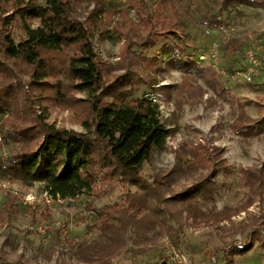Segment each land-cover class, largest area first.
Returning <instances> with one entry per match:
<instances>
[{"label": "rangeland", "instance_id": "374dc122", "mask_svg": "<svg viewBox=\"0 0 264 264\" xmlns=\"http://www.w3.org/2000/svg\"><path fill=\"white\" fill-rule=\"evenodd\" d=\"M76 1L82 19L96 7L104 8L110 15L93 35V42L99 58L112 66L111 75L125 74L124 65L135 68L130 59L124 61L123 57L125 35L139 34L129 28L131 23H139L137 4L130 0ZM144 1L147 12H155L158 19L167 21L168 36L160 38L157 46L145 53L147 57L157 56L163 63L158 75L160 84L153 89L147 71L139 69L138 75L148 82L134 78L136 87L131 86L130 98L144 95L155 98L170 136L166 151L156 153L153 166L146 165L143 174L149 180L154 168L161 172L171 170L179 155L190 159L187 152L199 143L218 146L231 173L218 176L215 202L200 206L207 213L214 206L217 211L225 207L239 210L231 221L219 227L186 224L183 230L173 233L174 239L165 234L145 243L129 234L125 236L126 247L113 255L109 264H225L224 247L245 243L255 228L264 227V197L257 196L249 204L251 196L243 180V171L264 168V133L258 136L237 133L240 126L250 125L251 120L260 121L264 116V7L226 0ZM0 6V15H4V10L8 11L5 16L12 13V7L4 1L0 0ZM38 25L33 23L35 27ZM174 32L178 35L175 39L170 37ZM24 36L20 28H15L16 42ZM176 44L183 49L185 61H194L199 70L174 68L164 48ZM187 73L193 79L179 94L178 87L184 84ZM59 79L65 82L64 77ZM22 81L29 96L17 92L11 110L0 114V164L15 154L34 150L41 141V138L24 143L14 141L9 120L19 119V111H35L37 116H43L42 111L46 110L49 125L77 132H85L82 124L90 116L88 107L82 103L86 94L70 90L71 99L60 103L51 93L32 91L27 85L28 76L23 75ZM206 175L208 172L201 170L180 178L171 195L184 191ZM135 192H140L138 187L106 181L99 183L98 196L82 194L76 199L62 200L49 197L41 184L29 187L0 180V257L22 264H87L78 261L71 244L96 240L99 233L94 229L95 213L105 206L123 204L127 195ZM142 215L139 217L146 219ZM104 261L95 264H106ZM235 264H264V249L257 242L250 253L236 258Z\"/></svg>", "mask_w": 264, "mask_h": 264}, {"label": "trees", "instance_id": "16d2710c", "mask_svg": "<svg viewBox=\"0 0 264 264\" xmlns=\"http://www.w3.org/2000/svg\"><path fill=\"white\" fill-rule=\"evenodd\" d=\"M2 1L12 7V13L5 16L8 11L4 10V15H0V114L11 110L17 92L28 95L22 81L26 75L32 91L51 93L60 103L71 99L70 90L86 94L87 99L82 103L88 107L90 116L82 124L85 132H77L49 125L46 110L42 111L43 116H37L35 111H19V119L9 120L14 141L24 143L40 138L41 141L34 150L15 154L0 164V180L29 187L41 184L49 197L62 200L76 199L82 194L98 196L99 183L106 181L140 190L129 193L123 204L105 206L95 213L98 238L71 244L79 262L95 264L105 260L109 264V259L126 247L125 236L129 234L136 241L143 239L149 243L165 234L173 238V233L183 230L186 224L219 227L231 221L239 209L225 207L217 211L214 206L207 213L200 206L215 202L219 193L218 176L231 173L222 148L199 143L187 152L190 159L179 155L177 165L171 170L161 172L154 168L149 180L143 174L146 165L153 166L154 155L166 151L170 130L155 98L150 95L130 98L131 86L136 87L134 78L148 82L138 75V70L143 68L153 89L160 84L158 75L163 63L157 56L147 57L145 53L155 48L160 38L168 36L166 20L158 19L155 12H147L146 1L130 0L137 4L139 23H131L129 28L139 34L125 35L123 58L130 59L135 68L124 65L126 73L113 77L112 66L99 58L93 42V35L110 16L104 8L96 7L82 19L76 0ZM226 1L264 7V0ZM34 22L39 25L33 26ZM15 28L25 34L19 42L14 38ZM173 34L170 36L173 39L178 37ZM164 54L176 69L199 70L194 61H185L178 44L165 47ZM61 76L65 82L59 79ZM192 79L187 73L184 84L178 87L179 94ZM7 80L12 81L6 83ZM237 133L263 134L264 116L260 121L251 120L250 125L240 126ZM201 170L208 172L205 178L171 195L180 178ZM243 178L251 196L249 204L257 196L264 197L263 167L243 171ZM142 214L146 219L139 217ZM263 235L261 226L252 231L245 243L224 247L225 264H235V259L250 253L257 242L264 249ZM0 264L22 263H10L0 257Z\"/></svg>", "mask_w": 264, "mask_h": 264}, {"label": "built area", "instance_id": "2783aa9c", "mask_svg": "<svg viewBox=\"0 0 264 264\" xmlns=\"http://www.w3.org/2000/svg\"><path fill=\"white\" fill-rule=\"evenodd\" d=\"M252 71H253V70H252ZM252 71H251V72H252ZM247 80H248V81H251V77H248V78H247ZM154 101H156V102H157V100H156V99H155Z\"/></svg>", "mask_w": 264, "mask_h": 264}]
</instances>
